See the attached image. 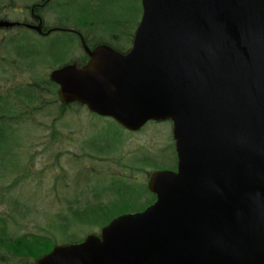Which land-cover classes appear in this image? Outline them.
I'll use <instances>...</instances> for the list:
<instances>
[{"label":"water","instance_id":"obj_1","mask_svg":"<svg viewBox=\"0 0 264 264\" xmlns=\"http://www.w3.org/2000/svg\"><path fill=\"white\" fill-rule=\"evenodd\" d=\"M142 7L127 52L83 39L89 62L51 79L63 104L129 131L171 120L177 169L150 174L144 210L34 264H264V0Z\"/></svg>","mask_w":264,"mask_h":264},{"label":"rangeland","instance_id":"obj_2","mask_svg":"<svg viewBox=\"0 0 264 264\" xmlns=\"http://www.w3.org/2000/svg\"><path fill=\"white\" fill-rule=\"evenodd\" d=\"M18 1L22 4V0ZM57 35L65 38L64 32ZM26 38L27 41L32 38L31 40L36 43L34 46L44 50L51 47L46 40L33 37L28 32ZM80 56L82 48L79 43H75L65 61L73 60L78 65ZM28 63L30 65L23 64L19 57L4 49L0 58L2 89L34 78H47L55 67L50 58L44 61L35 59ZM50 98L51 95L48 96V99ZM57 111V105L51 106L32 121L18 126L16 136L20 139L19 163L23 166L28 164L29 169L15 173L11 172L10 167V173L6 175L3 170L1 171L0 217L7 219L8 233L11 235L28 231L45 232L51 234L58 243H74L89 233L98 232L100 227L92 224L69 225L66 230L59 228L61 221L56 214L66 211L72 194L73 199L79 196L80 203L98 191L104 196L102 199H106L111 192L110 182L115 178L124 179L132 188L145 186L150 172L171 168L175 164L173 125L170 120L150 121L140 131L132 133L112 119L90 113L86 107L79 108V111L78 108H73L66 112L57 125L65 139L50 143L52 136L49 126ZM89 140L95 144H112L114 148L109 155L88 158L87 155L83 156V153L87 150ZM86 164L95 166L98 172L85 173L80 166ZM65 175L66 182L70 183L73 179L72 186L66 187L65 183H57V178L61 180ZM16 178L18 180L13 193L15 198L9 199L5 188ZM141 190L143 196L140 195L141 192L137 193L140 198L136 209L142 208V205H146L152 198L150 192L145 193L142 188ZM12 200L18 202V208L14 210L15 219L8 217ZM26 210L27 216L24 219L20 218ZM16 262L8 250L0 245V264Z\"/></svg>","mask_w":264,"mask_h":264},{"label":"trees","instance_id":"obj_3","mask_svg":"<svg viewBox=\"0 0 264 264\" xmlns=\"http://www.w3.org/2000/svg\"><path fill=\"white\" fill-rule=\"evenodd\" d=\"M106 5L105 3L102 5L95 0H83L80 3L74 0H66L57 10L64 18L62 21L63 25L72 26L75 24L77 28L88 31L96 12L105 10L106 15H113V8L110 6L106 7ZM107 23L108 25H112L114 20L109 19ZM117 27L108 29L104 27L103 30L112 33V35L104 36L103 41H106L117 50L125 51L130 44L121 45L114 43V36L118 37L119 33ZM64 34L65 38L59 37L56 44L49 43L51 47L47 50L34 46L36 43L27 41L26 35L23 34L17 35L12 42L6 43L3 48L19 57L20 62L23 64L27 63L30 65L28 62L35 61V59L44 61L46 58H50L56 68L66 63L65 60L68 58V53L73 47L72 34L67 32H64ZM56 89L57 85L48 77L44 79L34 78L26 83L13 84L5 90L0 86V175L2 170L5 172V175L8 172L10 173V167L12 169L11 172L15 173L29 169L28 164L23 166L19 163L21 154L19 151L20 139L17 138L18 126L32 121L38 114H42L43 111L45 112L51 106L57 105L58 111L55 113L54 119L49 126L52 136L50 143L65 139L63 132L57 129V125L68 110L78 108L79 111L81 105L75 103L61 105ZM49 95H51L50 99H48ZM70 140H73V138H70ZM112 148H114L112 144H95V142L89 140L86 145L87 150L83 153V156L87 155L88 158H96L100 157V155H109L112 152ZM80 168L85 173L98 172L95 166H89L88 164L80 166ZM66 176H63L61 180L57 178V183H65L66 187L72 186L73 179L70 183L66 182ZM17 180L16 178L15 181L13 180L5 188L9 199L15 198L13 193L16 189ZM109 186H111V192L106 199H102L104 196L99 194L98 191L91 198L83 199L80 203L79 196L73 199L72 194L66 211H60L56 214L57 218L61 221L59 228L66 230L69 225L82 226L92 224L101 227L119 214L144 209L155 199V196L151 194L152 198L149 199L148 203L142 205V208L136 209V204L139 201L140 195H142L141 188L144 189L145 193H149L147 185H142V187L135 186V189L124 179L115 178L110 182ZM140 192L141 194L138 196L137 193ZM17 208L18 202L12 200L11 211L8 213V217L15 219L14 210ZM27 213L26 210L20 218L24 219ZM55 244H57V241L53 236L45 232L28 231L19 235H11L8 233L7 219L0 217V245L5 247L17 260L14 264H33L36 258L49 252Z\"/></svg>","mask_w":264,"mask_h":264},{"label":"flooded vegetation","instance_id":"obj_4","mask_svg":"<svg viewBox=\"0 0 264 264\" xmlns=\"http://www.w3.org/2000/svg\"><path fill=\"white\" fill-rule=\"evenodd\" d=\"M80 3L83 0H74ZM90 1V0H89ZM103 5L107 4L113 8V15H106V11L96 12L91 27L83 31L76 27L62 24L63 16L57 10L66 0H0V20H10L15 23L14 26L0 27V44L12 42L13 39L24 31L30 33L33 37L46 40L48 43H57L60 32L72 34L73 44H82L83 39L94 48L97 45L107 43L103 37L112 35L104 31V27L116 28L119 31L118 37L114 36V43L127 45L133 43L135 30L141 20V0H95ZM114 20L112 25L107 21ZM74 20V17H73ZM74 23V22H73ZM118 23V24H117ZM41 24V25H40ZM110 30V29H109ZM87 57H82L81 61L87 62ZM177 169V159L175 164L169 168Z\"/></svg>","mask_w":264,"mask_h":264}]
</instances>
